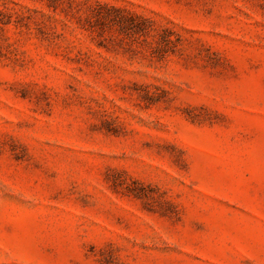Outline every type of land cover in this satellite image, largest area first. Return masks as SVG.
I'll return each instance as SVG.
<instances>
[{"label": "rangeland", "instance_id": "374dc122", "mask_svg": "<svg viewBox=\"0 0 264 264\" xmlns=\"http://www.w3.org/2000/svg\"><path fill=\"white\" fill-rule=\"evenodd\" d=\"M0 264H264V0H0Z\"/></svg>", "mask_w": 264, "mask_h": 264}]
</instances>
